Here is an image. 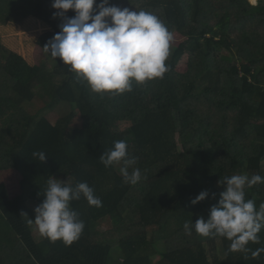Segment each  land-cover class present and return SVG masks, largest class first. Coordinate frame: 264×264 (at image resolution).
<instances>
[{"label": "trees", "instance_id": "trees-1", "mask_svg": "<svg viewBox=\"0 0 264 264\" xmlns=\"http://www.w3.org/2000/svg\"><path fill=\"white\" fill-rule=\"evenodd\" d=\"M109 3L149 11L172 35L185 38L167 58L162 78L133 81L131 91L119 94L96 93L59 57L48 71L0 44V169L22 175L15 198L0 185V264H155L157 254L158 264H264V252L252 256L264 248V228L259 243L234 252L226 237H204L194 229L187 234L183 227L207 219L225 189L218 183L224 177L264 172V0ZM18 4L0 0V22L25 13L38 18L50 28L38 39L43 50L62 22L53 18L52 0ZM185 56L188 71L182 73ZM37 90L51 101L32 114L28 105L39 97ZM60 105L71 111L57 124L39 119L45 108ZM78 114L82 125L74 128ZM120 125L128 127L120 131ZM118 140L126 141L136 158L132 167L141 170L136 184L123 181L121 164L100 162ZM34 151L45 152L46 159L35 160ZM52 177L72 186L87 182L102 201L100 207L82 195L70 201L84 229L68 246L59 239L37 240L34 221L28 223L36 215L29 203H42ZM203 190L209 195L192 204ZM245 199L259 209L264 185L246 186Z\"/></svg>", "mask_w": 264, "mask_h": 264}, {"label": "clouds", "instance_id": "clouds-1", "mask_svg": "<svg viewBox=\"0 0 264 264\" xmlns=\"http://www.w3.org/2000/svg\"><path fill=\"white\" fill-rule=\"evenodd\" d=\"M51 6L57 10L53 18L60 17L62 22L58 25L60 31L47 41L43 50L70 66L69 70L82 77L93 92L131 91L133 81L144 83L162 78L169 70L165 62L173 37L155 14L120 8L111 5L109 0L98 3L96 0H52ZM70 9L75 13L72 17L66 15ZM127 147L126 141H115L99 159L105 167L121 164L123 181L136 184L143 177L138 167H132L136 158L129 156ZM32 156L42 162L47 155L34 151ZM218 183L224 184L225 189L217 203L210 207L207 219L198 217L195 222L186 221L184 230L191 234L194 229L204 237H226L230 251H249V242H260L258 234L264 228V203L257 209L252 199H245V187L264 183V177L232 175ZM43 194L44 200L34 209L35 218L28 223L34 221L42 237L53 242L62 240L66 246L76 241L84 229V222L70 207V201L79 200L82 195L89 205L102 206L87 182L72 186L52 177ZM208 195L207 190H203L191 203L196 204ZM261 252L264 248L256 249L252 256H259Z\"/></svg>", "mask_w": 264, "mask_h": 264}, {"label": "rangeland", "instance_id": "rangeland-1", "mask_svg": "<svg viewBox=\"0 0 264 264\" xmlns=\"http://www.w3.org/2000/svg\"><path fill=\"white\" fill-rule=\"evenodd\" d=\"M6 1L8 0H2V2L6 5ZM259 3V0L255 3V5H258ZM10 4L7 2V6H9ZM17 22V21H16ZM37 31H32L31 33V36H34L32 39H30V43H28V45L26 47L30 48L31 50L34 51V49H38V51H42L41 50V47L38 45V41H36V38L35 37H39L41 36L42 34H44L45 32L48 31V28L47 26H44V29H36ZM18 31H11V30H8V29H4V27H2L0 25V44L2 43L3 44V40L5 39L4 37L6 38H10V37H17L19 35H16ZM22 36V35H21ZM23 37H25V35H23ZM173 39L171 41V45H170V55L173 54L174 52V49L182 42L185 40L184 37H182L180 34H174L172 35ZM39 39V38H38ZM37 44V45H36ZM35 53V52H34ZM169 55V56H170ZM44 58H42L41 60V56H39V60L38 63H41V64H45L47 65L49 68H53V66L55 65V62L54 60L52 59V57L50 58L48 55H44L43 56ZM178 71L182 72V73H186L188 71V57L185 56L182 58V60L180 61L179 63V66H178ZM37 93L39 95V97L30 105H28V110L30 111V113L32 114H35L39 109H41L42 107H44L47 103H50L51 101V96L48 94V93H44L40 90H37ZM71 111V108L67 105H60L58 106L57 108L55 109H46L45 108V111L42 112V114H40L39 116V119L41 118H46L48 119L50 122H52L53 124H57L63 117H65L66 115H68ZM82 125V120L80 119V115L78 114L77 115V118L75 119L74 121V124H73V127L74 128H80ZM127 125H120L118 130L120 131H123V130H126L127 129ZM13 174H11V185L13 186L14 189H16L18 191L19 189V180L17 178V175H14L13 177ZM255 174H259L261 175L262 177H264V172H258V171H248V173H245V175H247L248 177H251L252 175H255ZM48 184V183H47ZM264 185V183H258L254 186H252V188H261L262 186ZM47 187V185H46ZM45 187V188H46ZM44 188V190H45ZM39 193V192H37ZM137 197V196H136ZM139 198V197H137ZM34 202H30L29 203V206L32 208V209H35L37 207V199L35 198V200H33ZM39 204V203H38ZM106 227H108V224H104ZM34 236L37 240H40L41 239V235L39 234L36 226L34 227ZM161 245V244H160ZM159 260H160V256L157 254L153 257V261L155 264H158L159 263Z\"/></svg>", "mask_w": 264, "mask_h": 264}, {"label": "crops", "instance_id": "crops-1", "mask_svg": "<svg viewBox=\"0 0 264 264\" xmlns=\"http://www.w3.org/2000/svg\"><path fill=\"white\" fill-rule=\"evenodd\" d=\"M18 3H19L18 6H20L21 0H18ZM0 25L4 27V29L6 28L11 31H18L16 35H19L17 37H10V38L4 37L5 39L3 40V44L1 43L3 47H5L11 52L18 54L19 56H22L32 67H42L48 71L52 70L55 67L54 65L53 68H49L45 64L38 63V61L41 62L42 58H44L43 57L44 55L46 56L48 55L42 50V48H41L42 51L40 52L38 51L37 48L34 49L33 51L30 48L26 47L28 43H30L29 40L34 37L31 36L32 31L35 32L37 31L36 29H44V26H47L44 22L33 16H27V14L25 13V14L14 15L8 18L7 22L5 23L0 22ZM47 28L49 31L50 28L48 26ZM23 35H25V37H23ZM39 37H35L36 41H38ZM39 56H41V60H39ZM12 173H14L13 177L14 175H17V178L19 180L18 191L14 189L13 186L11 185L12 179L10 177ZM21 180H22V175L18 170L12 168L0 169V185L3 184L7 187L11 198H15L21 195V187H20Z\"/></svg>", "mask_w": 264, "mask_h": 264}, {"label": "bare ground", "instance_id": "bare-ground-1", "mask_svg": "<svg viewBox=\"0 0 264 264\" xmlns=\"http://www.w3.org/2000/svg\"><path fill=\"white\" fill-rule=\"evenodd\" d=\"M251 2H253V0H250ZM258 0H256V2H257Z\"/></svg>", "mask_w": 264, "mask_h": 264}]
</instances>
